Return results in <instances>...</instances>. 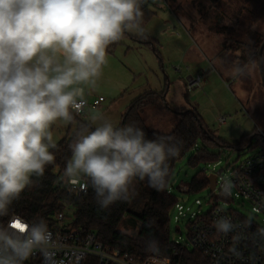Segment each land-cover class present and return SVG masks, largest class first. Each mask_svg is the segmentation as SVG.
I'll list each match as a JSON object with an SVG mask.
<instances>
[{
  "label": "clouds",
  "instance_id": "clouds-1",
  "mask_svg": "<svg viewBox=\"0 0 264 264\" xmlns=\"http://www.w3.org/2000/svg\"><path fill=\"white\" fill-rule=\"evenodd\" d=\"M142 3L0 0V216L8 215L32 178L42 177L54 162L50 149L57 145L50 129L57 121L71 123L73 113L85 108L86 89L96 88L108 47L126 32L143 35ZM247 71L248 65H235L232 75ZM91 120L98 125L85 126L70 145L63 174L67 184L81 191L91 186L102 208L130 203L137 179L147 178L157 192L166 189L167 161L179 153L174 137L149 140L134 125L115 127L96 115ZM230 191L226 180L221 195ZM213 223L224 234L234 228L226 216ZM57 243L43 219L30 223L13 214L7 226H0V264H24L37 251L50 264ZM146 251L158 257L159 241L148 240Z\"/></svg>",
  "mask_w": 264,
  "mask_h": 264
},
{
  "label": "rangeland",
  "instance_id": "rangeland-1",
  "mask_svg": "<svg viewBox=\"0 0 264 264\" xmlns=\"http://www.w3.org/2000/svg\"><path fill=\"white\" fill-rule=\"evenodd\" d=\"M153 16L141 27L143 35L126 32L111 50L120 66V75L105 76L99 88L105 103L101 109L90 106L79 119L92 129L96 127L91 117H107L115 127L130 104L146 92L165 93V107L147 109L143 120L150 130L169 134L178 123L176 113L194 111L205 129L225 144L232 146L243 136L264 133V80L257 64L248 65L243 76L233 77V66L225 64L220 54L237 59L247 57L242 46H261L264 37V17L253 22L254 5L251 0H220L212 6L208 0H149ZM150 42V43H149ZM116 76V77H115ZM193 80L200 78L197 85ZM169 108V109H168ZM225 118L224 124L219 119ZM58 143L66 136L77 133V119L69 124L57 121L51 129ZM255 137L254 148L234 150L212 148L219 158L209 164L192 166L189 157L179 162L172 174L169 189L177 200H186L195 210V200L205 206L208 190L192 196L182 194L178 188L188 185L199 172L211 174L213 165L223 171V177L264 147ZM225 210L232 209L249 217L250 211L239 201L215 202ZM73 210L65 211L67 222L74 220ZM170 213V240L185 243V223L173 221ZM139 226L131 216L121 222L119 231L128 237L138 232Z\"/></svg>",
  "mask_w": 264,
  "mask_h": 264
},
{
  "label": "trees",
  "instance_id": "trees-1",
  "mask_svg": "<svg viewBox=\"0 0 264 264\" xmlns=\"http://www.w3.org/2000/svg\"><path fill=\"white\" fill-rule=\"evenodd\" d=\"M220 0H208L215 6ZM255 11L253 12V22H258L264 17V0H251ZM150 1L143 0L142 11L144 13L142 25H144L152 16L149 9ZM264 43V37H262ZM118 42L110 45L108 50H112ZM150 43V42H149ZM261 43V44H262ZM247 57L237 59V65H249L256 63L258 66L259 44L253 46H242ZM222 61L229 65L236 64L231 58L225 55L219 56ZM262 67H264V53L261 56ZM165 93L146 92L135 99L121 118L119 127L134 125L141 128L146 133L149 140L160 136L174 137L173 143L179 147V153L170 158L168 163L169 173L167 177V187L162 192L148 186L147 178L144 181L139 179L134 181L135 194L131 202L117 201L107 208H102L98 202L95 191L91 186L87 193L80 196L75 195L64 186V169L67 161L71 157L70 145L77 138V134L82 132L85 126L92 130L86 122L82 121L80 116L77 119V133L72 136L61 139L56 143L57 147L50 149L55 156L52 164L45 168L42 177H33V183L26 187L18 200L13 201L9 206V213L6 216H0V226H7L9 219L13 214L23 218L27 222L43 219L50 230L54 225V218L57 214L65 213L72 209L74 215V228L81 229L84 233H94L98 241L106 248L120 250L127 254L131 260L143 261L149 256H155L154 253L146 251V242L150 239L159 241V256L167 255L172 247L170 240V213L176 198L168 193L171 177L176 165L184 158L189 157V164L197 166L201 163L210 164L215 162L219 155H214L210 151L212 148H229L234 150H245L254 148L252 141L259 137L258 134L243 136L236 145L229 146L220 139L209 133L200 117L194 112L176 113L178 123L174 130L169 134L159 133L147 128L143 120V114L147 109H161L165 107ZM169 109V108H168ZM252 138L250 142L249 139ZM190 186L197 193L200 190H206L208 187L207 176L204 172H199L190 181ZM131 216L133 221L138 224L139 229L135 236L128 237L119 231L121 222L126 217ZM196 254V253H195ZM183 254L185 260L193 262L195 259ZM198 256V253L196 254ZM82 264H97V260L89 257Z\"/></svg>",
  "mask_w": 264,
  "mask_h": 264
},
{
  "label": "built area",
  "instance_id": "built-area-1",
  "mask_svg": "<svg viewBox=\"0 0 264 264\" xmlns=\"http://www.w3.org/2000/svg\"><path fill=\"white\" fill-rule=\"evenodd\" d=\"M190 80L193 85L200 82L199 77ZM103 102L104 99L99 97L92 102V107L99 108ZM89 106L87 102L82 111L74 112L73 115L82 116ZM225 122V118L219 119V123ZM260 137L264 143V133ZM217 166L213 165L208 175L215 177V187L210 191L208 183L205 203L207 210H203L200 200L194 201L196 209L192 210L191 205H187V199H176L171 210L174 213L173 221L185 223L187 239L185 243L171 240L172 247L167 255L154 259V256H149L143 261L131 260L120 250L104 247L94 233L86 234L74 228L73 221L67 222L65 213H60L54 218V225L50 229L53 238L58 241L50 264H82L89 257L96 259L97 264H264V235L260 233L264 229V147L224 177L221 169L216 170ZM226 180L231 183V191L230 195L223 196L221 186ZM62 186L77 196L86 194L88 190L72 188L66 179L62 181ZM178 190L187 196L204 191L196 193L190 184L180 186ZM168 193L172 194L169 188ZM217 200L225 203L239 201L241 206L249 209L250 215L246 217L235 210H225L215 203ZM222 216H226L234 225L233 230L227 234L218 232L214 227L213 222ZM183 254L188 255L187 259L197 258L191 262L185 260ZM24 264H44V258L37 251Z\"/></svg>",
  "mask_w": 264,
  "mask_h": 264
},
{
  "label": "crops",
  "instance_id": "crops-1",
  "mask_svg": "<svg viewBox=\"0 0 264 264\" xmlns=\"http://www.w3.org/2000/svg\"><path fill=\"white\" fill-rule=\"evenodd\" d=\"M120 73L122 74V72L120 71V66L117 64L116 57L111 53V50L107 49L106 64L103 66L102 75H101L100 79L97 81V86L94 90L89 91L88 89H86V96H85L86 101L89 103V101L91 99L94 101L95 99H97L99 97H103L99 91V88L103 84L102 82H104V81H102L103 78H105V76H107V75L110 77H113L114 74L119 76ZM188 79H191V76L188 77ZM103 103H105V100ZM89 105H90V103H89ZM101 108L102 107L100 106L97 109H101Z\"/></svg>",
  "mask_w": 264,
  "mask_h": 264
},
{
  "label": "water",
  "instance_id": "water-1",
  "mask_svg": "<svg viewBox=\"0 0 264 264\" xmlns=\"http://www.w3.org/2000/svg\"><path fill=\"white\" fill-rule=\"evenodd\" d=\"M262 53H264V43L261 44L259 51H258V68L262 76V80H264V67H262V62H261V56ZM187 113V112H185ZM249 141H252V138L249 139ZM207 181L209 183V189L210 191L214 190L215 187V177L214 176H208Z\"/></svg>",
  "mask_w": 264,
  "mask_h": 264
},
{
  "label": "snow or ice",
  "instance_id": "snow-or-ice-1",
  "mask_svg": "<svg viewBox=\"0 0 264 264\" xmlns=\"http://www.w3.org/2000/svg\"><path fill=\"white\" fill-rule=\"evenodd\" d=\"M18 226V225H17Z\"/></svg>",
  "mask_w": 264,
  "mask_h": 264
}]
</instances>
